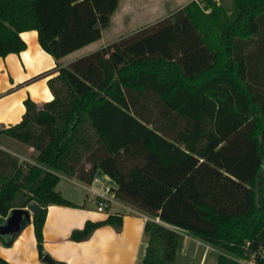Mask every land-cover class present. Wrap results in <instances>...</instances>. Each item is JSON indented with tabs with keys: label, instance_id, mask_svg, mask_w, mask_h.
I'll list each match as a JSON object with an SVG mask.
<instances>
[{
	"label": "trees",
	"instance_id": "obj_1",
	"mask_svg": "<svg viewBox=\"0 0 264 264\" xmlns=\"http://www.w3.org/2000/svg\"><path fill=\"white\" fill-rule=\"evenodd\" d=\"M119 1L0 0V57L26 50L22 32L37 30L60 59L100 39ZM232 2L192 0L58 64L53 99H25L22 120L0 130L38 152L24 162L0 148V224L37 201L43 257L48 207L77 206L57 189L61 177L92 184L102 170L116 198L148 216L137 264H175L182 231L218 250L217 264H264V0ZM123 217L88 220L71 239L121 228ZM19 234L0 239L10 246Z\"/></svg>",
	"mask_w": 264,
	"mask_h": 264
},
{
	"label": "crops",
	"instance_id": "obj_2",
	"mask_svg": "<svg viewBox=\"0 0 264 264\" xmlns=\"http://www.w3.org/2000/svg\"><path fill=\"white\" fill-rule=\"evenodd\" d=\"M160 1L156 9L150 7L141 17L139 15L135 17L139 19L133 23L145 22L138 28L131 29L130 32L117 39H111L112 35L107 38L105 30L108 28H106L100 39L60 59H56L42 48L37 30L22 32L21 35L27 43L26 50L0 57V130L22 120L26 111L25 99L30 97L39 107L53 99L48 79L57 74L58 64L67 65L102 46L109 45L122 37L170 17L192 0ZM179 5L181 6L176 9ZM145 17L148 18L147 21ZM75 53L76 56L72 57ZM46 71L50 72L49 75L34 78ZM0 148L17 155L12 148L6 147L1 142ZM95 179L92 184H85L73 178L61 177L57 189L77 206L50 205L48 207L44 225L45 253L62 264H137L145 251L144 228L147 219L143 213L117 198L106 210L98 211L96 193L103 185L116 187V183L102 170L97 171ZM76 186L82 188L78 193L72 192L77 188ZM109 214L124 215L121 228L103 225L84 241L71 239L72 232L75 229H82L88 220H105ZM180 233L179 248L183 249L185 254L193 246H206L205 254L213 248L185 231ZM0 256L11 264H48L43 261V257H40L33 220L22 229L12 245L6 246L0 240Z\"/></svg>",
	"mask_w": 264,
	"mask_h": 264
},
{
	"label": "rangeland",
	"instance_id": "obj_3",
	"mask_svg": "<svg viewBox=\"0 0 264 264\" xmlns=\"http://www.w3.org/2000/svg\"><path fill=\"white\" fill-rule=\"evenodd\" d=\"M215 1H217L219 5L221 4L224 5L228 10H232L233 8L232 0H215ZM160 3H161L160 0H120L116 11L112 15L111 23L109 24L108 27H106L108 28L107 30H105L106 37L109 38L110 35H112L111 39H117L120 36L130 32L131 29L138 28L140 25L144 24L145 22L142 21L141 23L135 24L133 22L139 19V18L135 19V17H138V15L141 17V15L145 14V12L150 7L151 8L154 7L153 9H156V6L160 5ZM162 6H164V4ZM180 6L181 5L176 7V9L179 8ZM147 20L148 18L146 19V21ZM75 56L76 53L72 54V57ZM0 142L1 144H4L6 147L12 148L17 153V155L15 156L19 157V159L24 162L26 161L33 162L36 155L38 154L37 150L34 149L33 147L22 142L21 143L15 142L12 138L5 135L0 137ZM76 187L77 188H75V190L71 189L72 192L78 193L80 192L79 189L82 190V188L78 186ZM143 246L144 248H146L147 244L144 243ZM205 248L206 246H197V247L193 246L190 247L189 250H187L188 252L187 254H185V251L183 249L179 248V252L177 254L175 264H217V259L219 254L218 250H216L213 247L210 248L205 254ZM248 264H255V263L249 261Z\"/></svg>",
	"mask_w": 264,
	"mask_h": 264
},
{
	"label": "water",
	"instance_id": "obj_4",
	"mask_svg": "<svg viewBox=\"0 0 264 264\" xmlns=\"http://www.w3.org/2000/svg\"><path fill=\"white\" fill-rule=\"evenodd\" d=\"M33 214V216H32ZM42 214L41 205L35 201H30L26 207H15L5 221L0 224V236L14 235L20 233L23 229V223L26 221L30 223L32 220L37 221L40 219ZM43 261L48 264H62L56 261L51 255L45 254Z\"/></svg>",
	"mask_w": 264,
	"mask_h": 264
},
{
	"label": "built area",
	"instance_id": "obj_5",
	"mask_svg": "<svg viewBox=\"0 0 264 264\" xmlns=\"http://www.w3.org/2000/svg\"><path fill=\"white\" fill-rule=\"evenodd\" d=\"M96 200H97L98 211L106 210L109 207V205L116 200L114 187L106 184L103 185L101 187V190L96 193ZM145 217L146 219H148V216L145 215ZM260 254L264 255V250L261 249Z\"/></svg>",
	"mask_w": 264,
	"mask_h": 264
},
{
	"label": "flooded vegetation",
	"instance_id": "obj_6",
	"mask_svg": "<svg viewBox=\"0 0 264 264\" xmlns=\"http://www.w3.org/2000/svg\"><path fill=\"white\" fill-rule=\"evenodd\" d=\"M1 240V239H0Z\"/></svg>",
	"mask_w": 264,
	"mask_h": 264
}]
</instances>
